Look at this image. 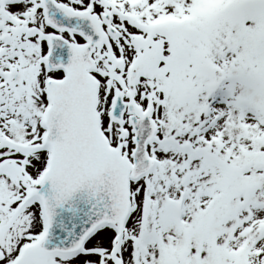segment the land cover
<instances>
[{
    "label": "snow or ice",
    "instance_id": "snow-or-ice-1",
    "mask_svg": "<svg viewBox=\"0 0 264 264\" xmlns=\"http://www.w3.org/2000/svg\"><path fill=\"white\" fill-rule=\"evenodd\" d=\"M0 264H264V0H0Z\"/></svg>",
    "mask_w": 264,
    "mask_h": 264
}]
</instances>
